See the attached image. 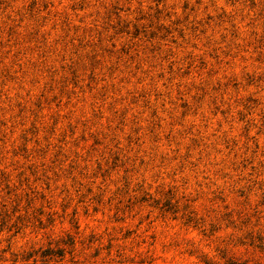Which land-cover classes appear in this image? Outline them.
<instances>
[{
    "label": "clouds",
    "instance_id": "1",
    "mask_svg": "<svg viewBox=\"0 0 264 264\" xmlns=\"http://www.w3.org/2000/svg\"><path fill=\"white\" fill-rule=\"evenodd\" d=\"M0 264H264V0H0Z\"/></svg>",
    "mask_w": 264,
    "mask_h": 264
}]
</instances>
